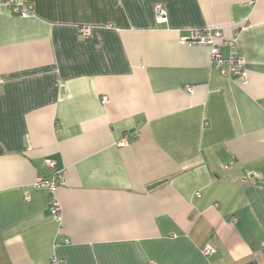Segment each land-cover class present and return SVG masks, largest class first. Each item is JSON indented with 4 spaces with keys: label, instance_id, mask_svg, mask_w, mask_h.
<instances>
[{
    "label": "crops",
    "instance_id": "0c3cea01",
    "mask_svg": "<svg viewBox=\"0 0 264 264\" xmlns=\"http://www.w3.org/2000/svg\"><path fill=\"white\" fill-rule=\"evenodd\" d=\"M26 1L0 9V264L261 263L264 0ZM203 28L246 84L179 42Z\"/></svg>",
    "mask_w": 264,
    "mask_h": 264
},
{
    "label": "built area",
    "instance_id": "2783aa9c",
    "mask_svg": "<svg viewBox=\"0 0 264 264\" xmlns=\"http://www.w3.org/2000/svg\"><path fill=\"white\" fill-rule=\"evenodd\" d=\"M8 8L13 14L19 15L21 17H29L32 15V6L26 0H0V9ZM154 15L157 21H162L166 17V8L164 5L156 4L154 6ZM79 34L82 36H88L92 32V28L89 26H82L79 28ZM236 32L229 39L223 40L220 44L217 39L221 37L220 28L211 29H193L188 36L179 37V42L183 45H207L210 47V57L211 65L218 69L221 74L228 75L232 78L238 79L242 84L247 83L248 75L244 67V61L242 58L234 56L233 51L236 42ZM221 45L227 46L230 50L228 57L224 58L221 53ZM184 90L187 93H191L192 86L184 85ZM103 101H107V97L102 98ZM123 142V141H122ZM47 167L51 170V175L48 177L38 175L35 179L34 185L37 187H42L53 192L58 185L64 183L63 172L56 169V164L53 160H46ZM25 199L29 200V196L25 195ZM52 213L55 219H60L59 206L52 199ZM259 252L263 258V261L258 264H264V238L259 243ZM203 253L205 255H210L213 253V248L207 244L203 248ZM59 261L55 258L50 260L49 264H58Z\"/></svg>",
    "mask_w": 264,
    "mask_h": 264
},
{
    "label": "trees",
    "instance_id": "16d2710c",
    "mask_svg": "<svg viewBox=\"0 0 264 264\" xmlns=\"http://www.w3.org/2000/svg\"><path fill=\"white\" fill-rule=\"evenodd\" d=\"M51 171V170H50ZM51 175V173L49 174V175H47V176H45V177H48V176H50ZM248 264H258V263H256V262H251V263H248Z\"/></svg>",
    "mask_w": 264,
    "mask_h": 264
},
{
    "label": "water",
    "instance_id": "95a60500",
    "mask_svg": "<svg viewBox=\"0 0 264 264\" xmlns=\"http://www.w3.org/2000/svg\"><path fill=\"white\" fill-rule=\"evenodd\" d=\"M158 183H156V184H154V185H151V187L150 188H152V187H154L155 185H157Z\"/></svg>",
    "mask_w": 264,
    "mask_h": 264
}]
</instances>
